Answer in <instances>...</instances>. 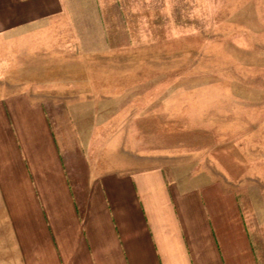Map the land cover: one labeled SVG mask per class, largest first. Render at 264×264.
Here are the masks:
<instances>
[{"label": "rangeland", "instance_id": "obj_1", "mask_svg": "<svg viewBox=\"0 0 264 264\" xmlns=\"http://www.w3.org/2000/svg\"><path fill=\"white\" fill-rule=\"evenodd\" d=\"M62 5L38 30L77 124L235 202L264 264V0Z\"/></svg>", "mask_w": 264, "mask_h": 264}, {"label": "crops", "instance_id": "obj_2", "mask_svg": "<svg viewBox=\"0 0 264 264\" xmlns=\"http://www.w3.org/2000/svg\"><path fill=\"white\" fill-rule=\"evenodd\" d=\"M62 7L0 0V264H261L235 202L120 156L56 97L38 29Z\"/></svg>", "mask_w": 264, "mask_h": 264}]
</instances>
